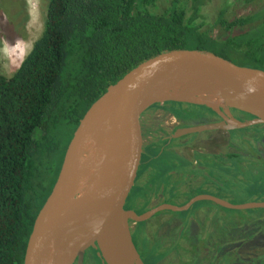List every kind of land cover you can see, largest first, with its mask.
I'll return each mask as SVG.
<instances>
[{"label": "trees", "instance_id": "1", "mask_svg": "<svg viewBox=\"0 0 264 264\" xmlns=\"http://www.w3.org/2000/svg\"><path fill=\"white\" fill-rule=\"evenodd\" d=\"M157 2L48 0L42 34L10 76L0 74V264H22L34 217L75 127L130 69L183 47L210 49L264 69V6L227 20V4L209 23L202 11L207 0H170L161 12ZM26 13L25 0H0V16L9 19L0 20V37L21 38ZM215 26L229 33L215 37ZM237 27L241 31L233 33ZM164 103L191 106L202 119L218 117L205 105ZM181 108L173 111L178 118L185 116ZM159 257L154 255V263Z\"/></svg>", "mask_w": 264, "mask_h": 264}, {"label": "water", "instance_id": "2", "mask_svg": "<svg viewBox=\"0 0 264 264\" xmlns=\"http://www.w3.org/2000/svg\"><path fill=\"white\" fill-rule=\"evenodd\" d=\"M199 77L221 79L229 103L223 113H218L219 119L180 126L169 139L264 125V69L240 64L206 48H171L143 60L107 86L80 118L51 191L34 217L22 264H73L75 260L82 264L84 253L91 247L97 248L105 264H125L129 255L134 264H144L132 241L129 220L145 221L162 210L186 211L199 200L233 209L264 207V200L232 204L210 194H198L184 204L162 203L144 213L125 207L137 178L150 161L152 106L179 101L209 107L193 97L165 101H156L155 97L171 85ZM230 109L249 118L224 117ZM119 118L127 137L126 149L116 155L100 153L102 135ZM107 198L110 203L103 213L64 233L62 216L85 202ZM59 234L61 241L57 240Z\"/></svg>", "mask_w": 264, "mask_h": 264}, {"label": "rangeland", "instance_id": "3", "mask_svg": "<svg viewBox=\"0 0 264 264\" xmlns=\"http://www.w3.org/2000/svg\"><path fill=\"white\" fill-rule=\"evenodd\" d=\"M169 1L158 0L157 11H163ZM47 4L48 0H25L27 18L23 23L24 35L13 41L0 37V74L10 76L29 52L33 42L40 37ZM227 4L224 18L231 20L262 8L264 0H207L202 8L207 21L212 23L220 9ZM1 19L4 22L9 20L8 17L0 16ZM241 29L237 27L232 32H239ZM228 33L220 26H215L212 30L215 37H224ZM163 103L153 105L152 110L155 115L159 114L158 123L166 133L181 124L216 118L209 116L202 119L201 116L193 115L195 108L188 105L190 115H186L185 105L181 108L177 104ZM178 108L185 111L181 112L185 115L183 118L173 115L172 112ZM216 115L220 117L218 113ZM262 133L264 125H255L229 133L204 131L188 134L186 138L176 140L175 145L191 138L193 141L180 156L188 164L183 162L171 169V197H162L160 192L158 196L157 192L147 196L143 194L147 191L144 189L139 193L141 190H137V186H141L142 181L138 177L129 198L130 205L133 204L139 207V212H144L163 198L167 203L183 204L198 194H210L232 204L263 201L264 162L253 155L256 153L264 160V151L261 149L263 146L254 141ZM247 140H252L257 151ZM231 143L238 144V150L237 147H230ZM126 147L125 134L120 153ZM198 152L204 154L205 158L195 159L194 154ZM215 154L216 157L209 156ZM153 181L158 180L154 178ZM179 219L183 221L181 226ZM146 222L141 232L142 234L145 230L146 235H134L138 249L144 256V264L154 263L153 249L160 256L156 264H264V207L233 209L221 207L210 200H199L186 211L166 210ZM224 229L229 234H224ZM197 246L200 250H196ZM96 264L100 263L96 261Z\"/></svg>", "mask_w": 264, "mask_h": 264}, {"label": "flooded vegetation", "instance_id": "4", "mask_svg": "<svg viewBox=\"0 0 264 264\" xmlns=\"http://www.w3.org/2000/svg\"><path fill=\"white\" fill-rule=\"evenodd\" d=\"M152 115H153L152 127H153V132H154V140H153L152 149H151V153H150V161L143 167V169L140 173L138 180L139 181L141 180L142 184H141V186H137V190H141L139 193H141L143 191V189L147 190L145 193H143L144 195L146 194L147 196L152 194V193H156V192H157L156 194L158 196L159 192H160L161 196L164 197V196H169L171 194V169L172 168L174 169L175 166H177L183 162L188 164V161L184 158H181L180 156L183 155L182 154L183 150L186 147H188V145H191L193 140L191 138V139H188V141H184L182 143H178L175 145L174 143L176 140L186 138L187 135L177 137V138H170V139H169V137L175 131V129H177L180 126H184V125L181 124V125L175 126L171 129L170 132L166 133L164 131L162 125L160 123H158L159 119L157 117L159 116V114L155 115L154 112H152ZM224 117H226V118L233 117V118L239 119V120H244V119L249 118L248 115L240 113V112L233 110V109H230V114L224 113ZM219 118L220 117H216V118H213L210 120H215V119H219ZM210 120H208V121H210ZM185 125H188V124H185ZM216 131H218V130H216ZM232 131H234V130H232ZM227 132L229 133V131H227ZM247 141H249V143H252V140L251 141L247 140ZM254 141L257 142L256 143L257 145L263 146L262 148L261 147L260 148L264 151V133H262L260 136L256 137L254 139ZM246 144H247V142H246ZM229 146L232 148H236L238 146V144L231 143V144H229ZM252 146H253V148L255 147V145L253 143H252ZM237 150H238V147H237ZM255 150L257 151L256 147H255ZM253 155L256 159L264 162V160H262L263 157L258 156L256 153ZM209 156L210 157H213V156L216 157L217 155L215 154V155H209ZM194 157H195V159H198L199 157L205 158V155L198 152V153L194 154ZM218 160H219V158L216 159V162ZM216 162H212V163L217 164ZM154 163H156V166L154 165ZM152 167L154 169H152ZM151 169H152V171L150 172ZM154 178H155V180H158V181H156V182L153 181ZM132 191L127 198V201L125 203V207H127L129 209L130 208L134 209L135 211L139 212V207H135L133 204L130 205V203H129V201H130L129 198L132 195ZM164 191H166V194L164 193ZM169 197H171V196H169ZM138 199H140V197H138ZM164 200H166V199L163 198L160 202H157L156 204H154L150 208H147L144 212L148 211L149 209H151V208H153L159 204L167 203ZM141 201H142V198H141L140 202ZM164 211H166V210H162L159 212H164ZM144 212H139V213H144ZM159 212L155 213L153 216H151L149 219H147L145 221L134 222L132 220H129L131 238H132V241H133L137 251L139 252L140 257L142 256V254L140 253V251L138 249L139 247H138V243L136 242L137 239H135V236L136 237L138 235L142 236V234L146 235L147 232L145 230L141 234L143 227L147 223L146 221H151L152 218L154 216H156ZM182 222L183 221L179 219V223H181L179 226L182 225ZM187 223H188V221H187ZM200 247H201V245H200ZM195 248H196V250H200L198 246ZM169 250H170V247H169ZM157 253H158L157 251H156V253H154V249H153V254L157 255ZM141 259H142V257H141ZM96 261H98L100 264H105L104 261L102 260V258L100 257V254H99L97 248L91 247L84 253V258H83L82 264H96ZM157 261L158 260H156V262ZM156 262L154 264H156ZM73 264H76V260L73 262Z\"/></svg>", "mask_w": 264, "mask_h": 264}, {"label": "bare ground", "instance_id": "5", "mask_svg": "<svg viewBox=\"0 0 264 264\" xmlns=\"http://www.w3.org/2000/svg\"><path fill=\"white\" fill-rule=\"evenodd\" d=\"M193 97L204 102L217 113L225 109L229 103V96L225 90V83L214 77H199L178 82L162 90L154 100L165 101L169 99H183ZM119 118L117 124L105 132L99 144V152L106 155H116L121 152L125 131L122 129ZM110 198L91 200L67 212L60 219L64 233L69 232L86 221L100 215L109 206ZM63 233V234H64ZM62 234L57 235V240H62ZM125 264H134L131 255Z\"/></svg>", "mask_w": 264, "mask_h": 264}]
</instances>
